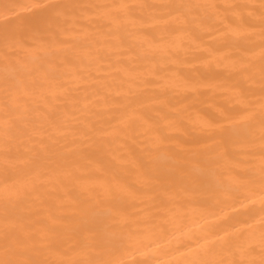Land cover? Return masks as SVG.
Wrapping results in <instances>:
<instances>
[{"label":"bare ground","instance_id":"bare-ground-1","mask_svg":"<svg viewBox=\"0 0 264 264\" xmlns=\"http://www.w3.org/2000/svg\"><path fill=\"white\" fill-rule=\"evenodd\" d=\"M15 2L0 0V5ZM66 2L101 7L87 13L86 20L69 19L68 32L57 43L31 53L17 51L7 66L0 36V101L7 79L13 95L21 98V108L13 115L25 129L11 133L13 167L6 179L0 126V188L7 185L20 193V206L32 209L25 216L32 230L52 225L64 239L81 223L72 206L77 197L91 202L102 194L105 179L124 185L127 191L110 195L90 218L108 236L113 231L110 209L118 208L127 217L116 230L123 239L116 247L106 241L104 259L185 264L202 258L204 249L231 258L227 246L239 240L253 244L259 260L260 230L253 221L260 216L261 194L258 186L249 191L247 181L259 175L261 32L258 19L246 23L239 37L228 26L236 14L258 17L260 0ZM118 3L216 7L179 12L138 8L131 16L103 7ZM229 4L255 7H224ZM16 12L21 18L31 15ZM242 62L254 65L251 79L236 71ZM250 106L257 117L245 122ZM165 120L175 123L170 135L187 142L195 155L206 157L213 148L226 153L218 163L220 171L210 174L206 184L173 183L167 171L145 182L140 164L155 140L152 125ZM249 132L255 136L252 152L242 142ZM42 144L50 149L42 151ZM168 149L162 146L151 155L164 165ZM29 156L37 163H28ZM68 173L94 190L83 191Z\"/></svg>","mask_w":264,"mask_h":264},{"label":"snow or ice","instance_id":"snow-or-ice-1","mask_svg":"<svg viewBox=\"0 0 264 264\" xmlns=\"http://www.w3.org/2000/svg\"><path fill=\"white\" fill-rule=\"evenodd\" d=\"M101 7L91 3H68L66 0H42L36 3L32 0L15 3H4L0 5V25H2L3 51L5 65L14 61V54L17 51L31 53L36 50L44 49L57 43L60 37L68 32V21L73 23L78 20L88 19L87 13L91 10ZM116 10H122L126 15H133L135 10L140 8H168L179 12L182 9H198L201 7L215 8L216 5H201L197 3H170V4H129L118 3L111 6ZM225 8L240 9L255 7L254 5L229 4ZM28 11L31 13L26 18H21L19 12ZM9 13H15L11 18ZM71 13V17L69 16ZM237 15L229 30L233 36L243 35V28L246 23L253 19H258L261 32V51H260V89L261 103L259 107V175H252L247 181L249 191L259 187L260 191V216L254 220L253 224L259 226V247L260 259L254 258L256 251L251 243L236 240L227 246L228 256L226 258L220 251L213 249H204L200 259H193L185 264H264V0L259 3L258 17H243ZM236 71L247 73L251 79L255 73L252 63H241ZM45 75L47 72L45 71ZM22 101L19 96L13 95L12 85L5 80L4 99L0 101V113H3L4 119L0 121V126L4 128L3 140V171L6 179L7 174L13 167V162L8 154V146L13 139L12 132H23L25 129L18 125L14 112L21 108ZM51 116V113H49ZM257 117V110L250 106L246 115L242 118L245 122L254 121ZM148 120L151 117H147ZM235 124L236 122L231 121ZM209 127L212 123L209 122ZM156 136L153 145L149 149L146 159L141 161L140 167L143 168V178L145 182L158 179L161 172L170 173V179L173 183H188L190 185H204L208 182L210 174L218 173V163L224 159L226 153L217 151L215 148L209 151L213 154L208 156H197L193 149L187 145V142L181 139H174L170 131L175 129V123L171 120H165L163 123H155ZM250 152L256 148L255 136L249 132L242 141ZM169 146V158L164 165L155 159L151 152L160 147ZM42 151L50 149L49 144L40 146ZM28 163H37L35 159L29 156ZM72 176L74 183H79L82 190L92 191L95 186L84 183L78 176L68 173ZM103 192L98 193L94 200L81 201L79 197L73 203L76 214L81 217L79 226L62 239L52 225H47L40 231H34L31 223L25 220V216L31 214L32 209H25L20 206V193L13 192L7 185L0 188V264H125L121 260L104 259L106 241H110L113 247H116V241L123 237L116 231L122 223H127L126 215L118 208L110 209V216L113 223L109 226L113 229L110 235H102L96 226L90 222L95 209L107 202V199L113 193L124 192L128 189L120 184L107 179L100 183ZM231 191V188L228 189ZM251 199V197H249ZM251 227V225H250ZM69 241L71 243L69 244ZM63 245H68L65 248ZM69 253H71L69 255ZM51 257V258H48ZM137 264H147L140 261Z\"/></svg>","mask_w":264,"mask_h":264}]
</instances>
